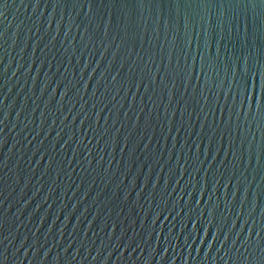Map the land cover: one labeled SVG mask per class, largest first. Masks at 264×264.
Returning <instances> with one entry per match:
<instances>
[{"label": "water", "instance_id": "water-1", "mask_svg": "<svg viewBox=\"0 0 264 264\" xmlns=\"http://www.w3.org/2000/svg\"><path fill=\"white\" fill-rule=\"evenodd\" d=\"M0 264H264V0H0Z\"/></svg>", "mask_w": 264, "mask_h": 264}]
</instances>
